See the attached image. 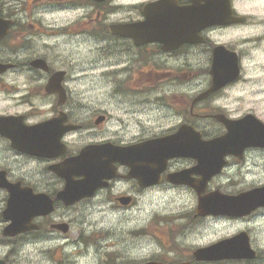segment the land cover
Listing matches in <instances>:
<instances>
[{"label":"flooded vegetation","instance_id":"af4514ba","mask_svg":"<svg viewBox=\"0 0 264 264\" xmlns=\"http://www.w3.org/2000/svg\"><path fill=\"white\" fill-rule=\"evenodd\" d=\"M22 1L17 0L18 3H15V0H0V17L11 21L6 36L0 39V219L3 222L0 228L3 229L6 225L3 212L11 194L21 199L25 198L24 201L32 198L45 201V197H49L52 200L53 208L51 212L33 219V222L39 227L38 230L7 237L1 235V229L0 245H14L15 239L38 234L42 231L61 233L59 226L64 222L59 219V216L62 210L64 208L70 209L83 201L96 199L98 196H106L105 199L107 198L108 201L114 203L113 207L115 208H129L139 198L143 199L148 195L149 192L146 191L156 187H166L167 191L172 189L173 191L187 190L188 192L189 187L171 183L166 178L169 173L189 169L191 164L183 167L176 166L178 161L191 160L187 157L171 159L166 170L161 174L160 183L146 188L142 187L137 179L130 174L129 165L121 164L110 158L108 175L112 176L103 180L106 182L105 186L99 188L91 198L70 206L64 205L57 198V194L63 189L65 183L57 170L63 166L66 159L77 155L85 146L107 143L126 148L140 144L147 139L174 134L185 124L193 125L201 133L202 138H206L207 132L201 127L199 121L205 118L214 121L211 115L216 113L205 114L204 111L195 108L209 101L212 102L218 93L224 92L233 83L226 85L218 93L197 102L194 107L191 95H187L184 100H178V102L161 100L164 103L173 104L174 125L168 127L166 131L133 135L132 137H139V139L127 141V132H131V130L114 133L108 131L111 117L107 110L96 111L92 115L90 112L88 117V114H85L86 118H78L80 109L70 102L68 83L73 81L74 77L69 72L76 71L75 69H85V67L91 69L97 67L105 72L110 79V87L124 92L126 98L131 100L132 104L123 106L128 118H136L145 114L149 121L159 117L161 112L164 119L169 118L170 111L167 109L170 106L156 104L160 102V98H170V96L176 95L171 90L162 93L164 87L170 86L167 82L171 80L166 78L184 76L185 80L186 75H192L191 60L193 58L196 60L211 59L213 48L216 45H224L227 49L240 53L239 47H237L239 40L236 35H234L233 41L237 44L224 40L227 32L233 29L235 31L239 25L207 27L197 33L196 42L193 43L190 40L184 43L180 42L177 46L166 51L163 50L166 49L165 45H167L164 42L175 40V36L171 34L172 30H162L163 33L170 34L162 39L146 36L133 39L114 35L111 30L112 26L125 24H138L137 27H141L139 29H147L144 24L162 27L166 23H181L174 20L170 22L161 21L173 18V12L168 7L162 9L165 15L160 14L161 19L158 18L157 14L153 15L154 13H152L150 16L153 20L146 21L143 8L147 2L155 0L132 5L127 4L126 0H57L60 10H75L79 14V20L74 25L76 30L73 32L72 38L75 42L73 54L76 56L74 57L76 67L72 62H68L67 66L63 64L65 66L60 67L61 61L56 57H49L47 43L49 38L58 35L59 30L53 31L51 35L47 36L46 33L48 32L42 25L46 23V20L41 24L42 20L33 17L31 9L28 8L42 7L40 3L42 4L43 0H30L31 4H24ZM229 2L232 15H241L236 6V0H229ZM167 3L177 8L190 7L193 4L199 9L206 7L204 0H168ZM128 9L132 13L126 15ZM20 11L27 15L26 19L17 17ZM242 16L245 23L247 16ZM187 23V31L190 33L193 23L190 20ZM176 31L177 34H187L186 30L177 29ZM139 32L149 33L148 30H140ZM69 38L71 35L68 36ZM81 48L87 52L89 57L86 61L79 63L78 54ZM201 71L206 73L205 76L208 78L205 84L206 89L211 80L209 69L205 67L200 69V73ZM56 72H63L60 84L65 92L63 100H59L57 92L49 89V81ZM197 72L199 71H194V73ZM96 82H100V80L98 79ZM142 103H149V105H138ZM174 103L176 104L174 105ZM54 118L59 119L54 121L52 126H47V121ZM89 119L91 120L88 121ZM122 122L123 128L131 125L129 122ZM135 125V129L142 127L140 120L136 121ZM65 126H76L77 128L73 131L64 132ZM88 126L91 128L88 129ZM92 128L94 131H98L97 129L108 131L110 136L104 137L95 135L96 133H88L90 137L88 141L80 138L74 140L70 137L77 131L92 130ZM255 151L262 152L264 156L263 148L252 147L247 148L240 159L229 157L227 163L229 164L231 159L232 161L244 162L246 156ZM129 183L131 188L127 189ZM219 190L221 191L220 188ZM240 190L243 189L228 192ZM222 192L229 194L224 190ZM188 195L190 196L189 192ZM69 227L68 231L70 230ZM11 253H13L12 249H10L9 254L0 256L2 264H10Z\"/></svg>","mask_w":264,"mask_h":264},{"label":"rangeland","instance_id":"374dc122","mask_svg":"<svg viewBox=\"0 0 264 264\" xmlns=\"http://www.w3.org/2000/svg\"><path fill=\"white\" fill-rule=\"evenodd\" d=\"M148 0H126L129 5L138 4ZM15 3H18L15 0ZM24 4H31L30 0H23ZM42 7H28L33 17L42 20L43 27L48 35L58 31V35L49 38V57H56L62 62L60 67L67 66L68 62L75 65L76 57L73 54L75 42L74 25L79 20L75 10L60 11L57 0H43ZM240 14L248 16V21L238 26L235 31L227 32L224 40L237 44L234 35L238 37L241 51V77L224 92L218 93L213 100L196 106L206 114L223 112L230 117H240L253 113L264 122V0H236ZM132 10V9H131ZM132 13L128 9L125 13ZM26 14L20 11L17 17L26 19ZM71 38L68 39V36ZM83 40V38H81ZM63 41V43H61ZM247 41V42H245ZM88 54L82 48L78 54V61H86ZM65 64V65H63ZM207 58L191 60L192 75L180 78H166L170 86L162 89V93L172 91L170 98H160L156 104L170 106L169 118L159 117L147 120L146 116L128 118L125 113L126 104H132L124 92L110 87V79L97 67H85L69 72L73 81L69 82L70 102L80 109L79 119L86 118L96 111L107 110L111 117L108 131L127 132V141L135 138L133 135L152 134L166 131L174 125L173 104L161 100H184L187 95L194 97L208 81L206 73L200 69L209 67ZM197 70L199 72L194 73ZM200 73V74H199ZM101 74V75H100ZM100 82H96L97 80ZM100 83L99 85H97ZM105 84V85H104ZM104 85V86H103ZM112 86V85H111ZM183 87V88H182ZM185 87V88H184ZM182 88V89H181ZM176 102V103H177ZM174 103V105L176 104ZM147 106L149 103L138 104ZM77 108V109H78ZM177 108V107H176ZM89 119L88 121H90ZM141 121L142 127L135 129L136 121ZM131 125L123 128V122ZM201 127L207 132L208 138L225 132L224 127L212 119L199 121ZM91 126H88V129ZM84 129L77 131L70 137L74 140L80 138L88 141V133H96L104 137L110 136L108 131ZM260 152H251L244 162L231 159L232 165L224 174L213 177L207 184L206 192L221 189L235 191L231 195L247 191L252 186L264 184V156ZM193 165V161H178L176 166ZM164 186V185H163ZM131 184L127 185V189ZM166 187L149 189L143 199L129 208L113 207L114 203L98 196L96 199L83 201L70 209H63L59 219L70 225L67 233H50L42 231L38 234L27 235L15 239L14 245H0V256L9 254L10 264H141L149 260H156L168 264L192 259V251L198 247L207 246L219 239L231 236L240 231L250 235L251 245L257 250L258 259L253 262L223 261L217 263L192 262V264H264V211L257 210L253 215L244 219L224 220L214 217H194L197 206V195L193 189L173 191ZM182 188V187H181ZM188 188V187H186ZM247 188V189H244ZM167 191V192H165ZM190 199V200H189ZM181 214V215H179ZM214 218V219H208ZM207 219V220H206ZM227 219V218H225ZM3 224L0 219V227ZM2 228H0L1 231ZM83 241L87 242L84 243Z\"/></svg>","mask_w":264,"mask_h":264},{"label":"water","instance_id":"95a60500","mask_svg":"<svg viewBox=\"0 0 264 264\" xmlns=\"http://www.w3.org/2000/svg\"><path fill=\"white\" fill-rule=\"evenodd\" d=\"M119 28L125 31L129 27ZM118 33L131 36V33L126 31L124 33L120 30ZM222 53L221 49L215 50L211 67L212 87L203 96L219 89L237 76L235 54L224 55ZM61 75L62 73H56L50 80L49 87L62 95ZM216 119L224 124L227 132L221 137L208 141H201L198 134L189 135L182 130L180 139L175 135L165 139L148 140L141 144L142 147L137 153L136 149L132 151L133 147L122 150H111L104 146L82 148L77 156L65 162L64 168L60 172L65 179V185L63 190L58 193V198L66 205H70L82 198L91 197L95 190L105 186V182L102 180L112 176L108 175L110 158L129 165L130 174L138 179L141 186L145 187L160 181V174L165 169L168 159L188 156L196 160V165L189 170L169 174L167 179L173 183L187 184L196 190L198 195L196 213L198 215L243 216L249 214L253 209L264 206V186L236 197L221 194L219 191L201 194L211 177L220 171L223 157L226 154L236 153L242 147L249 145L264 147V124L252 114L238 120H230L221 115H217ZM51 123L49 122V125ZM124 150H127V153ZM192 173L198 174L200 177L191 178ZM75 176L81 178L74 179ZM23 199L11 194L4 212V217L10 223L4 228L3 235L15 236L28 230L37 229L38 226L31 223L32 218L52 210V202L46 197L45 201L33 198L24 201ZM60 229L65 232L67 225H60ZM193 255L198 261L253 259L256 256L254 250L250 248L245 232L210 246L198 248L193 252ZM144 264L161 263L151 261Z\"/></svg>","mask_w":264,"mask_h":264}]
</instances>
